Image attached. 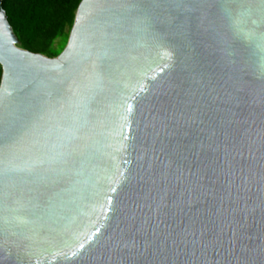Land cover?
<instances>
[{
  "label": "water",
  "instance_id": "obj_1",
  "mask_svg": "<svg viewBox=\"0 0 264 264\" xmlns=\"http://www.w3.org/2000/svg\"><path fill=\"white\" fill-rule=\"evenodd\" d=\"M0 65V264H264V0H81L54 57L1 8Z\"/></svg>",
  "mask_w": 264,
  "mask_h": 264
},
{
  "label": "trees",
  "instance_id": "obj_2",
  "mask_svg": "<svg viewBox=\"0 0 264 264\" xmlns=\"http://www.w3.org/2000/svg\"><path fill=\"white\" fill-rule=\"evenodd\" d=\"M81 0H1L20 46L49 57L66 46ZM2 68L0 65V80Z\"/></svg>",
  "mask_w": 264,
  "mask_h": 264
}]
</instances>
